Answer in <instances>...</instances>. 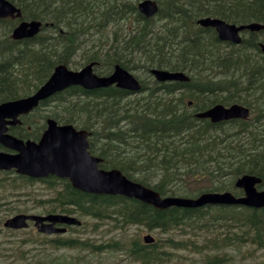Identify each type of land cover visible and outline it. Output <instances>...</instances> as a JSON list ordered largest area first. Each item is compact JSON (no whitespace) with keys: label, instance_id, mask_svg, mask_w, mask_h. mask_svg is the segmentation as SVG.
I'll return each instance as SVG.
<instances>
[{"label":"trees","instance_id":"trees-1","mask_svg":"<svg viewBox=\"0 0 264 264\" xmlns=\"http://www.w3.org/2000/svg\"><path fill=\"white\" fill-rule=\"evenodd\" d=\"M9 1L19 7L20 19H37L42 26L34 37L14 40L10 34L19 20L0 18V102L31 94L59 63L77 69L96 62L98 75L110 74L119 64L141 83L135 92L115 85L70 87L41 101L11 133L37 139L49 117L71 123L88 132L89 151L102 158L101 168H117L162 196L242 195L235 181L243 174L258 176L257 188L264 189V56L259 48L264 28L244 30L241 42L233 44L220 40L214 28L197 24L198 18L210 16L236 25H264V0H156L158 12L150 18L138 11L139 0ZM154 67L184 71L189 80L158 82L149 72ZM218 103L243 104L250 115L216 123L195 117ZM16 179L35 181L16 176L12 184ZM40 181L51 192L46 213L89 217L93 229L107 221L113 228L142 226L161 235L146 244L119 235L97 243L33 233L39 245L34 249L41 248L44 257L35 264L58 262L48 245L116 250L140 264H165L180 250L200 256V264L264 263L257 259L258 253L264 257V207L160 209L123 195L83 192L67 179ZM6 204L0 198V232L8 230L3 222L12 208L4 210Z\"/></svg>","mask_w":264,"mask_h":264},{"label":"water","instance_id":"water-1","mask_svg":"<svg viewBox=\"0 0 264 264\" xmlns=\"http://www.w3.org/2000/svg\"><path fill=\"white\" fill-rule=\"evenodd\" d=\"M138 10L145 16H153L158 5L155 0H142L137 5ZM18 7L8 0H0V18L20 17ZM203 27H213L221 40L239 43V32L244 29L257 31L264 28L259 23L236 25L219 18L203 17L197 20ZM41 22L38 20H21L12 30L13 39L33 37L40 31ZM264 55V43L259 44ZM94 63H89L79 70H71L66 64L56 65L49 78L31 95L0 103V145L11 150H0V170L15 169L19 174L32 178H42L55 175L67 178L71 185L79 190L97 194H120L135 198L156 208L171 206L195 208L206 204L243 205L252 208L264 207V190H258V176L243 174L236 179L235 186L243 190V195L235 196L229 191L202 192L196 197L161 196L154 189L127 178L119 169H102L98 163L100 157L92 155L89 150L87 132L76 129L72 124H58L53 118L47 119L46 129L37 141L23 140L7 132V124L19 123L18 116L28 113L54 93L79 85L86 89L107 87L115 84L117 87L135 91L140 88L139 81L125 68L116 64L113 72L107 76L97 75L93 71ZM150 73L158 81L177 80L187 81L188 76L181 71L151 69ZM191 102H188L190 105ZM249 109L234 103L229 106L215 104L212 107L195 113L197 118H209L211 122H219L231 118H247ZM31 220L38 232L52 234L66 231L59 224L79 225V219L62 213L46 215L19 213L7 218L4 226L21 229L28 226ZM144 242L153 241L151 235L143 237Z\"/></svg>","mask_w":264,"mask_h":264},{"label":"rangeland","instance_id":"rangeland-1","mask_svg":"<svg viewBox=\"0 0 264 264\" xmlns=\"http://www.w3.org/2000/svg\"><path fill=\"white\" fill-rule=\"evenodd\" d=\"M79 68L80 66L77 67V69ZM14 176H16L15 173L0 171V198H2L3 202L7 203L3 205V209L12 208L10 212H5V218L17 213L46 214L45 209L49 202L45 200L50 197L51 192L46 188L45 183L34 181L32 184H22L20 183V179H16L15 184L18 185H10L8 181H13ZM76 217L81 221L80 225L68 226L66 232L63 234H46V236H79V238L86 237V239H89L91 242L98 243L101 240H103V242L107 241L113 236H123L128 239L138 238L142 242L143 236L145 235L149 234L153 236L155 240L161 235V233L157 231L147 230L142 226L130 225L123 229L118 228L119 226L113 228L107 221H105L101 228L93 229L92 221L89 217ZM33 233L38 232L32 222L29 223L26 229H8L1 231L0 264H35L39 256L40 259L44 258L41 248L34 249L35 246L39 247V245L34 243L35 234ZM46 250L52 252V255L58 256V262L56 264H140L126 256L124 252L116 250H105L101 252H91L87 249L80 250L72 248H59L54 250L51 245H48ZM257 256L259 261L262 258L264 259L261 253H258ZM199 258L200 256L192 255L188 250H180L178 253L172 255L165 264H191L193 262L200 264ZM252 262H254V260H248L246 264Z\"/></svg>","mask_w":264,"mask_h":264},{"label":"flooded vegetation","instance_id":"flooded-vegetation-1","mask_svg":"<svg viewBox=\"0 0 264 264\" xmlns=\"http://www.w3.org/2000/svg\"><path fill=\"white\" fill-rule=\"evenodd\" d=\"M21 124V123H20ZM20 124H17V125H9V126H11V127H16V126H18V125H20ZM9 128V127H8ZM24 129H25V131L27 132V133H29L30 132V129H31V127H30V123L29 122H26L25 124H24ZM42 133V132H41ZM0 149H2L1 147H0Z\"/></svg>","mask_w":264,"mask_h":264},{"label":"bare ground","instance_id":"bare-ground-1","mask_svg":"<svg viewBox=\"0 0 264 264\" xmlns=\"http://www.w3.org/2000/svg\"><path fill=\"white\" fill-rule=\"evenodd\" d=\"M32 20V19H31ZM37 20V19H36ZM263 25V24H262ZM243 32V31H242ZM175 38V37H174ZM189 38V37H188ZM138 39V38H137ZM144 39V38H143ZM142 39V40H143ZM171 39V38H170ZM183 39V38H182ZM168 40V39H167ZM173 40V39H172ZM176 40V39H175ZM241 40H242V37H241ZM188 41V40H187ZM133 42V41H132ZM140 42V41H139ZM174 42V41H173ZM181 42V41H180ZM137 43V42H136ZM149 43V42H148ZM177 43V42H176ZM140 44V43H139ZM174 44V43H173ZM181 44V43H180ZM142 45V44H141ZM176 45V44H175ZM179 46V44H177V47ZM180 47V46H179ZM34 59H35V57H34ZM250 109V108H249ZM85 111H87V110H85ZM79 115H80V113H79ZM162 130V129H161ZM127 131H129V130H127ZM153 132H154V130H153ZM134 140V139H133ZM135 141V140H134ZM139 141V140H138ZM142 141V140H141ZM142 143V142H141ZM155 144V143H154ZM141 145V144H140ZM153 146V145H152ZM155 146V145H154ZM153 149V148H152Z\"/></svg>","mask_w":264,"mask_h":264}]
</instances>
